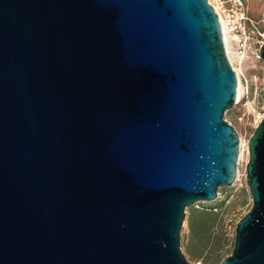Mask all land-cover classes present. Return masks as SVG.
<instances>
[{"label": "water", "instance_id": "95a60500", "mask_svg": "<svg viewBox=\"0 0 264 264\" xmlns=\"http://www.w3.org/2000/svg\"><path fill=\"white\" fill-rule=\"evenodd\" d=\"M237 82L208 0H0V264H192L186 209L237 172ZM247 151L220 264H264V115Z\"/></svg>", "mask_w": 264, "mask_h": 264}, {"label": "rangeland", "instance_id": "374dc122", "mask_svg": "<svg viewBox=\"0 0 264 264\" xmlns=\"http://www.w3.org/2000/svg\"><path fill=\"white\" fill-rule=\"evenodd\" d=\"M246 11L253 21V38L247 55L238 59L234 45L230 43L229 60L237 73L240 94L235 103L226 109L223 118L236 130L241 146V158L237 159V172L230 185L217 188L211 201H198L195 207H213L218 211L217 220L209 229L210 243L201 255L190 249V232L187 224L189 207L181 230V249L192 264H220L233 246L236 221L249 209L252 198L245 182V164L248 158L247 139L259 119L264 115V64L258 56L260 40L264 39V0H245Z\"/></svg>", "mask_w": 264, "mask_h": 264}, {"label": "built area", "instance_id": "2783aa9c", "mask_svg": "<svg viewBox=\"0 0 264 264\" xmlns=\"http://www.w3.org/2000/svg\"><path fill=\"white\" fill-rule=\"evenodd\" d=\"M208 2L218 16L222 35L224 32L227 34L229 42L234 45L236 56L240 60L243 59L248 53L253 38V21L246 11L245 0H208ZM233 69L235 70L234 67Z\"/></svg>", "mask_w": 264, "mask_h": 264}, {"label": "trees", "instance_id": "16d2710c", "mask_svg": "<svg viewBox=\"0 0 264 264\" xmlns=\"http://www.w3.org/2000/svg\"><path fill=\"white\" fill-rule=\"evenodd\" d=\"M212 208L209 206L198 208L194 204L189 207L187 224L190 232V245H192L190 250L197 255H201L203 250L210 247L209 229L216 222L218 214V211Z\"/></svg>", "mask_w": 264, "mask_h": 264}, {"label": "bare ground", "instance_id": "6f19581e", "mask_svg": "<svg viewBox=\"0 0 264 264\" xmlns=\"http://www.w3.org/2000/svg\"><path fill=\"white\" fill-rule=\"evenodd\" d=\"M223 39H224L226 54H227V56L229 58V54H230V51H231L230 42H229L227 34L225 32L223 33ZM239 94H240V84L238 83L237 95L239 96ZM241 154H242V149H241V146H240L239 151H238L239 159L241 158Z\"/></svg>", "mask_w": 264, "mask_h": 264}]
</instances>
